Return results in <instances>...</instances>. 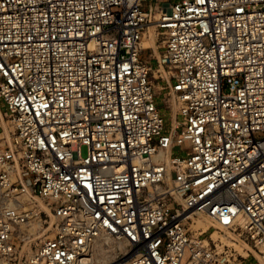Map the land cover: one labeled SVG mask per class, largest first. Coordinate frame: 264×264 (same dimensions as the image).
Listing matches in <instances>:
<instances>
[{
  "label": "built area",
  "instance_id": "1",
  "mask_svg": "<svg viewBox=\"0 0 264 264\" xmlns=\"http://www.w3.org/2000/svg\"><path fill=\"white\" fill-rule=\"evenodd\" d=\"M213 229L264 258V0H0V264H245Z\"/></svg>",
  "mask_w": 264,
  "mask_h": 264
},
{
  "label": "rangeland",
  "instance_id": "2",
  "mask_svg": "<svg viewBox=\"0 0 264 264\" xmlns=\"http://www.w3.org/2000/svg\"><path fill=\"white\" fill-rule=\"evenodd\" d=\"M157 0H152V3ZM160 2H166L167 4L171 3L174 0H159ZM157 35V34H156ZM160 42H159V46H162V38L160 36ZM151 40L148 41L146 44V46L151 44ZM143 58H148V53H145L143 55ZM154 66L156 65L155 61L153 62ZM161 86L162 84H158V82H155V92L157 95V101L159 104V107L161 108V110H163L167 123L168 125L170 124L171 120H172V115L176 114L177 109L174 107H172V113L168 110V108H171L170 103L167 102L164 99H167V97H165L166 91H161ZM86 151L85 149H83V155H85ZM211 226V223L209 221H207L205 223V229L204 230H208ZM212 235V237H210ZM204 238L208 239L211 241L214 240L217 243L219 242V245L222 247L224 246L225 249H230L232 251V253L234 254V256L238 257L240 260H243L245 257H247V251L250 252V256L247 258V260L245 261V264H257V260L256 258L259 259L260 264H264V258H262V255L257 251V250H251L252 248H250L249 246H247L246 244H244V239H241L240 241L236 242L235 241V237L233 235L232 232L223 230L220 231L218 229H213L211 231H208L206 233L203 234Z\"/></svg>",
  "mask_w": 264,
  "mask_h": 264
},
{
  "label": "bare ground",
  "instance_id": "3",
  "mask_svg": "<svg viewBox=\"0 0 264 264\" xmlns=\"http://www.w3.org/2000/svg\"><path fill=\"white\" fill-rule=\"evenodd\" d=\"M150 36H151V44L146 46L145 44V47H154L156 49V46H155V42H156V39H157V35L155 34L154 32V28L152 26H150ZM160 54L157 52V56H159ZM164 76H167L166 73H163ZM112 259L111 256H104L103 257V260L104 261H110Z\"/></svg>",
  "mask_w": 264,
  "mask_h": 264
}]
</instances>
